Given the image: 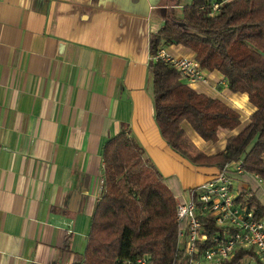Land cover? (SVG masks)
Wrapping results in <instances>:
<instances>
[{
    "label": "crops",
    "instance_id": "1",
    "mask_svg": "<svg viewBox=\"0 0 264 264\" xmlns=\"http://www.w3.org/2000/svg\"><path fill=\"white\" fill-rule=\"evenodd\" d=\"M176 6L0 0V264H70L83 254L103 191L102 147L122 123L176 197L216 170L176 153L155 121L149 37ZM165 48L193 55L181 44ZM206 74L225 80L217 70ZM201 83L189 85L224 100ZM230 94L248 101L246 93ZM241 124L221 129L218 140ZM186 166L204 178L189 184Z\"/></svg>",
    "mask_w": 264,
    "mask_h": 264
},
{
    "label": "trees",
    "instance_id": "2",
    "mask_svg": "<svg viewBox=\"0 0 264 264\" xmlns=\"http://www.w3.org/2000/svg\"><path fill=\"white\" fill-rule=\"evenodd\" d=\"M212 1L216 0H190L180 16L169 9L164 22L150 33L149 53L173 43L192 50L200 67L224 76L228 90L246 93L254 107L249 121L226 136L223 149L191 151L183 122L203 140L215 142L221 129L240 125V112L182 82L171 64L150 58L155 121L166 143L191 163L218 168L241 157L244 169L257 172L264 181V0H225L210 15ZM102 158V195L84 252L70 264H127V260L134 264L141 255L155 264H180L175 258V192L126 123L104 142ZM238 177L249 180L255 215L264 218L259 186L244 174ZM201 219L208 239L222 230L211 217ZM246 253L253 251H237L225 264H237Z\"/></svg>",
    "mask_w": 264,
    "mask_h": 264
},
{
    "label": "built area",
    "instance_id": "3",
    "mask_svg": "<svg viewBox=\"0 0 264 264\" xmlns=\"http://www.w3.org/2000/svg\"><path fill=\"white\" fill-rule=\"evenodd\" d=\"M223 1H212L208 14L216 13ZM151 59L171 64L184 83L207 82L206 70L193 55H172L162 44ZM246 172L259 186L263 179L257 172L246 171L240 157L226 161L207 178L188 187L187 195L183 192L181 197L175 196V258L180 264H225L240 250L253 254H244L237 264H264V218L255 215L249 180L238 177ZM202 215L222 227L210 239ZM133 263L155 264L148 255L138 256Z\"/></svg>",
    "mask_w": 264,
    "mask_h": 264
},
{
    "label": "rangeland",
    "instance_id": "4",
    "mask_svg": "<svg viewBox=\"0 0 264 264\" xmlns=\"http://www.w3.org/2000/svg\"><path fill=\"white\" fill-rule=\"evenodd\" d=\"M177 1H178V4H180V6L179 7L176 6L174 9H175V14L180 16L182 14V6L189 3L190 0H177ZM170 50L172 53L173 52L172 49H170ZM177 51H178V49H177ZM173 54H175V53L173 52ZM208 76H209L208 80H207V82H205V84H209V85H205L203 83H201V85L205 86L208 89H211V87L217 89L226 103L228 102L229 105H231V106L234 105L236 108L238 107L237 110L240 112V118H241V123H242L240 128L245 126L249 121V114L253 111L254 108H250L249 105H252V104L249 101H245V99L242 98V96L234 97L230 94V93H233L236 95H244V93L231 92L230 90H227V88H226L227 83L225 80H223L222 77L213 81V80H211L210 74ZM183 127L186 130V134H187L188 140L190 142V146L188 148L191 151H199L200 150V151H203L206 153H209V152L213 153V152H216L218 150H221L220 148L223 147V144L225 145L224 140H225L227 135L226 134L224 135L223 132H220V140H218L217 142H211V141H206V140H203L202 138H200L195 133V131L191 127H189V124H186V122H183ZM194 167L195 166H193V167L186 166L185 167L186 172L188 174H190V178H188V180L190 181L189 184L196 182L198 179L204 178L203 173L200 174V172H198L196 170V169H198V167L197 168H194ZM172 172H174V174L177 175L178 177L181 176L180 178L182 181L186 180V179H184V177H182V175H181V173H179V171L172 170ZM244 175H246V177H248V178L251 176V174L247 173V172ZM255 186H257L256 183H255ZM257 189L259 191V198H260L261 202L264 204V181L263 180H262V182H260V185ZM184 195H187V190H184Z\"/></svg>",
    "mask_w": 264,
    "mask_h": 264
}]
</instances>
